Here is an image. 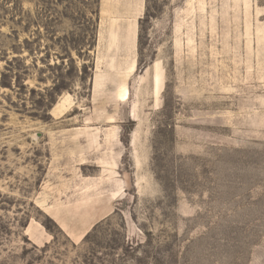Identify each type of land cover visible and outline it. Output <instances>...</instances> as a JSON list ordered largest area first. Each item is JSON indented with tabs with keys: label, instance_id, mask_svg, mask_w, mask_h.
I'll list each match as a JSON object with an SVG mask.
<instances>
[{
	"label": "rangeland",
	"instance_id": "obj_1",
	"mask_svg": "<svg viewBox=\"0 0 264 264\" xmlns=\"http://www.w3.org/2000/svg\"><path fill=\"white\" fill-rule=\"evenodd\" d=\"M103 6L0 0V264H264V0H146L115 63L96 43ZM90 131L120 137L121 194L74 242L39 201L86 208L98 168L55 166L51 149Z\"/></svg>",
	"mask_w": 264,
	"mask_h": 264
},
{
	"label": "crops",
	"instance_id": "obj_2",
	"mask_svg": "<svg viewBox=\"0 0 264 264\" xmlns=\"http://www.w3.org/2000/svg\"><path fill=\"white\" fill-rule=\"evenodd\" d=\"M145 13L146 0H104L102 21L106 24L104 31L106 36L104 40H101L100 36H98V40L96 39V43L99 45L103 43L105 45L106 51L103 58L112 59V63H115L113 59L126 58L136 52L139 28ZM133 69V66H130L127 69L119 70L116 75L112 73L111 75L114 76L111 77L119 79V83L121 80L124 82L133 72ZM109 77L108 75H98L96 77L92 87V91L95 90L96 97H100L102 85ZM155 81L158 91L159 74L156 75ZM119 87L120 84L117 87L119 101H128L130 94L126 101L120 97L124 89L129 93L128 89L124 85ZM93 95L94 92L92 93ZM67 104L69 105L70 103L67 101ZM53 111L52 115L55 117ZM62 115L55 118L60 119ZM116 134L111 135L110 133L107 137L109 141L108 139H104L101 133L95 131L87 133H57L55 135V138L62 140V143H58L59 147L51 149V164L58 167H62L63 165L74 166L79 169L95 166L99 171V174H82L81 182L83 181L90 189L81 200H76L79 205L82 200L83 204H86V208L83 207V210L78 209L76 211L77 214L71 209L69 210V207L65 205L66 202L63 200L54 202L49 198L43 199L42 197L39 201L43 211L74 242L81 240L96 223L110 216L114 211L113 205L120 198L121 176L119 174V164L122 152L120 150L121 140L120 137H115ZM105 187L108 190H104ZM26 234L36 246H42L48 242L46 239L47 235L34 225L26 228Z\"/></svg>",
	"mask_w": 264,
	"mask_h": 264
},
{
	"label": "bare ground",
	"instance_id": "obj_3",
	"mask_svg": "<svg viewBox=\"0 0 264 264\" xmlns=\"http://www.w3.org/2000/svg\"><path fill=\"white\" fill-rule=\"evenodd\" d=\"M128 95H129V93L127 92L126 89H124L123 92L121 93V96L120 97H121L122 100H125L126 101L128 99Z\"/></svg>",
	"mask_w": 264,
	"mask_h": 264
}]
</instances>
